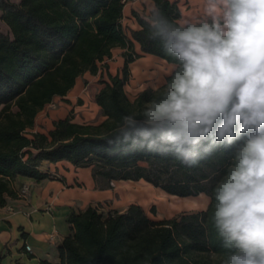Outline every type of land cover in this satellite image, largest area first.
Returning a JSON list of instances; mask_svg holds the SVG:
<instances>
[{"label": "trees", "instance_id": "16d2710c", "mask_svg": "<svg viewBox=\"0 0 264 264\" xmlns=\"http://www.w3.org/2000/svg\"><path fill=\"white\" fill-rule=\"evenodd\" d=\"M129 0H0V19L9 33L0 32V206L18 198L17 177L37 181L49 177L43 162L67 161L91 168L98 184L139 181L179 197H209L205 210L155 221L138 204L124 212L98 205L72 211L70 232L58 246L53 264H221V246L210 216L212 191L229 163L218 151L189 167L172 155L149 151L122 154L109 143L121 117L139 112L152 99L149 90L134 101L124 93L130 64L149 54L173 64L159 41L149 39L145 18L132 11L139 29L125 30L123 8ZM171 20L179 21L177 1L153 0ZM124 50L120 72L107 73L95 95L104 120L83 125L70 117L54 121L48 134L31 131L37 114L55 97H64L78 77L107 70L112 50ZM101 64V67L99 66ZM170 75L166 78V82ZM3 255L0 252V264ZM41 264H52L41 261Z\"/></svg>", "mask_w": 264, "mask_h": 264}, {"label": "clouds", "instance_id": "9594fccd", "mask_svg": "<svg viewBox=\"0 0 264 264\" xmlns=\"http://www.w3.org/2000/svg\"><path fill=\"white\" fill-rule=\"evenodd\" d=\"M145 22L173 71L139 112L121 117L109 143L189 167L227 151L211 197L221 264H264V0H202L197 19L179 21L153 4Z\"/></svg>", "mask_w": 264, "mask_h": 264}, {"label": "crops", "instance_id": "0c3cea01", "mask_svg": "<svg viewBox=\"0 0 264 264\" xmlns=\"http://www.w3.org/2000/svg\"><path fill=\"white\" fill-rule=\"evenodd\" d=\"M182 1L184 2L177 1L180 11ZM189 1L201 13L202 0ZM153 4V0L128 1L123 8L122 25L139 29L132 11L145 18ZM182 17L181 11L180 19ZM114 50L116 48L112 50V54ZM144 55L157 58L149 54ZM31 131L36 132L34 126ZM40 169L47 172L49 177L39 181L17 177L15 187L28 184L31 186L30 193L24 198L9 199L5 206H0V252L3 255L1 264H41V261L56 263L58 246L70 232L67 219L72 211L79 212L88 206L107 202L105 212H124L130 204H135L129 200L130 196L122 189V185L111 188L98 187L92 177L91 168H76L67 161H59L53 164L43 162ZM126 182L128 181H114L110 185ZM50 233L54 234L53 241L48 240ZM25 244L30 246V251L25 250Z\"/></svg>", "mask_w": 264, "mask_h": 264}, {"label": "rangeland", "instance_id": "374dc122", "mask_svg": "<svg viewBox=\"0 0 264 264\" xmlns=\"http://www.w3.org/2000/svg\"><path fill=\"white\" fill-rule=\"evenodd\" d=\"M180 6L183 17L179 20H195L201 15L197 7L189 0L182 1ZM124 28L126 31L130 29L127 25ZM0 32L9 33L7 26L1 19ZM134 50L140 56L129 66L130 76L124 85V93L130 101H134L141 92L149 90L151 91L150 97L153 98L163 89L166 78L173 71V66L162 59L151 58L142 54L138 44L134 45ZM123 52V49L116 48L113 51V57L109 61L106 60L107 70L104 71L103 78L99 73L96 75L86 73L77 78L76 86L68 95L55 97L37 114L34 122L35 131L47 135L48 131L53 128L54 121L65 117H70L73 122L83 125L101 123L105 117L95 102V95L98 88L103 85L100 83L101 79L108 80L107 73L115 75L120 72L123 65L122 61H124ZM99 66L101 67L100 63ZM106 184H108L106 181H99L97 186L102 187ZM118 185H122V189L130 196V199L128 198L130 201L140 205L147 216L155 221L175 218L183 213H197L205 210L209 203V197L203 193L189 197L169 195L144 180L128 181L122 184L114 183V185L109 184L108 187ZM95 205H98V208L105 212L108 204L103 202Z\"/></svg>", "mask_w": 264, "mask_h": 264}, {"label": "built area", "instance_id": "2783aa9c", "mask_svg": "<svg viewBox=\"0 0 264 264\" xmlns=\"http://www.w3.org/2000/svg\"><path fill=\"white\" fill-rule=\"evenodd\" d=\"M31 191V186L28 185V184H22L19 186L18 188V197H26ZM48 240L49 241H53L54 240V234L53 233H50L49 234V237H48ZM25 250L26 251H30V246L25 244L24 246Z\"/></svg>", "mask_w": 264, "mask_h": 264}]
</instances>
